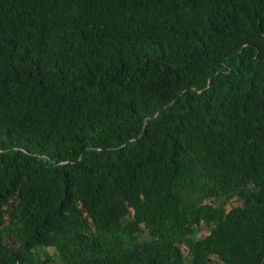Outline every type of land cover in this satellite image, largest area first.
<instances>
[{
  "label": "trees",
  "instance_id": "1",
  "mask_svg": "<svg viewBox=\"0 0 264 264\" xmlns=\"http://www.w3.org/2000/svg\"><path fill=\"white\" fill-rule=\"evenodd\" d=\"M0 264H264V0H0Z\"/></svg>",
  "mask_w": 264,
  "mask_h": 264
},
{
  "label": "rangeland",
  "instance_id": "2",
  "mask_svg": "<svg viewBox=\"0 0 264 264\" xmlns=\"http://www.w3.org/2000/svg\"><path fill=\"white\" fill-rule=\"evenodd\" d=\"M206 234H207V230L204 229V230H202V232L199 233V236H200V237H203V236H205Z\"/></svg>",
  "mask_w": 264,
  "mask_h": 264
}]
</instances>
